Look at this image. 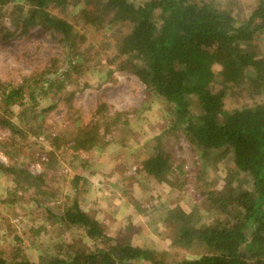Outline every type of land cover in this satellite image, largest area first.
<instances>
[{"label":"trees","instance_id":"trees-1","mask_svg":"<svg viewBox=\"0 0 264 264\" xmlns=\"http://www.w3.org/2000/svg\"><path fill=\"white\" fill-rule=\"evenodd\" d=\"M256 1L249 15L238 21L208 0H148L139 5L130 0H84L90 10L80 8L81 0H0V21L8 19L12 28L0 23L2 38L24 36L39 27L60 35L66 53L61 69L52 65L42 73L22 77L16 85L0 82L4 108L0 128L12 137L22 134L19 125H28L32 131L39 100L49 96L71 99L72 77L83 66L94 74V49L77 27V18H82V26L108 33L113 45L102 43L100 51H113L111 62L117 63L118 71L133 75L169 106L172 121L164 134L176 131L200 158L211 152L231 158L222 190L206 192L202 210L193 207L186 213L175 206L160 217L174 233L172 250L189 252L198 247L199 256L168 262L166 254L110 237L73 200L58 213L47 212L55 225L80 231L92 247L77 237L67 247H59L65 250L64 257H39L37 264H264V102L255 100L264 95V46L259 45L264 38V0ZM68 8L76 10L70 21L61 17ZM243 92L254 103L226 110L228 99ZM14 106L19 109L15 114L10 111ZM94 116L95 121L69 143L73 152H89L111 130L127 125L121 113H109L103 105ZM13 117L19 125L11 121ZM169 160V155L156 149L141 163L140 172L159 184L180 188ZM0 173L14 184L13 191L0 199L8 209L18 199L37 202V198L52 197L43 189V173L35 175L3 163ZM85 182L78 175L69 181L75 190ZM40 229L32 230L33 236ZM13 241L14 246L0 250V264H28L18 255L21 239L14 236Z\"/></svg>","mask_w":264,"mask_h":264},{"label":"rangeland","instance_id":"rangeland-1","mask_svg":"<svg viewBox=\"0 0 264 264\" xmlns=\"http://www.w3.org/2000/svg\"><path fill=\"white\" fill-rule=\"evenodd\" d=\"M81 1V9H91L90 4ZM130 1L139 5L148 0ZM208 1L228 11L238 21L246 18L257 4L256 0ZM75 11L68 8L61 17L73 20ZM77 21V27L96 55L91 68L94 74L83 66L80 74L72 77L71 99L49 96L39 100L37 119L30 124L34 133L28 125H19L15 117L11 121L20 126L21 135L12 137L9 131L0 128V163L22 167L35 175L43 173V189L52 195L37 198V202L28 201L27 197L18 199L9 209L0 204V250L14 246L13 237L18 236L22 243L20 258L28 264H37L39 257H64L65 250L59 247H67L74 238L79 237L91 246L80 231L55 225L56 220L47 212L58 213L65 207L64 203L75 200L84 212L104 226L110 237L125 238L160 256L166 254L168 262L199 256L202 251L198 247L189 252L172 250L174 233L160 217L165 209L175 206L186 213L193 207L202 210L204 194L222 190L231 166L230 156L211 152L203 159L176 131L164 134L172 121L169 106L153 97L133 75L118 71L117 63L111 62L112 50L100 51L102 43L113 45L108 33H97L82 26V18ZM8 22V19L0 21L7 29H12ZM259 45L264 46V38ZM64 48L60 35L39 27L17 38L0 36V82L16 85L22 77L42 73L52 65L61 69L66 55ZM107 72H111L110 75ZM255 100L264 102V95ZM253 103L243 92L229 98L225 109ZM100 105L106 106L109 113H121L127 125L111 130L97 148L73 152L70 142L80 136L84 126L95 121L94 112ZM46 107L49 110L42 112ZM1 109L4 108L0 106V112ZM18 110L15 106L10 109L14 114ZM53 138L58 141L53 143ZM156 149L169 155L172 176L179 178L180 188L159 184L139 171L141 163ZM74 175L87 178L85 190H75L69 183ZM13 189L11 177L0 173V199ZM36 228L41 229L33 236L31 231ZM129 228L132 230L127 232Z\"/></svg>","mask_w":264,"mask_h":264},{"label":"crops","instance_id":"crops-1","mask_svg":"<svg viewBox=\"0 0 264 264\" xmlns=\"http://www.w3.org/2000/svg\"><path fill=\"white\" fill-rule=\"evenodd\" d=\"M103 158V157H102ZM139 168L141 169V166H139ZM140 171V170H139ZM83 178H85V180L87 179L86 177H83ZM86 185V182L84 183V185L83 186H81V185H79L78 186V188H81L82 190H85L84 188H86L87 186H85ZM80 207V206H79Z\"/></svg>","mask_w":264,"mask_h":264}]
</instances>
